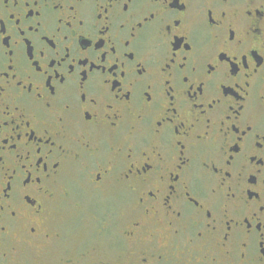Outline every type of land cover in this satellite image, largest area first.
Instances as JSON below:
<instances>
[{"label": "flooded vegetation", "instance_id": "flooded-vegetation-1", "mask_svg": "<svg viewBox=\"0 0 264 264\" xmlns=\"http://www.w3.org/2000/svg\"><path fill=\"white\" fill-rule=\"evenodd\" d=\"M0 264H264V0H0Z\"/></svg>", "mask_w": 264, "mask_h": 264}]
</instances>
